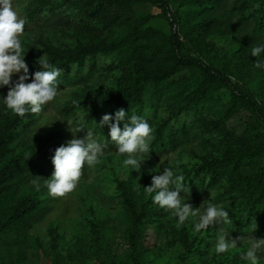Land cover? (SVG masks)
<instances>
[{
	"label": "rangeland",
	"instance_id": "1",
	"mask_svg": "<svg viewBox=\"0 0 264 264\" xmlns=\"http://www.w3.org/2000/svg\"><path fill=\"white\" fill-rule=\"evenodd\" d=\"M30 1L13 0L24 19ZM170 4L183 20L180 28L171 26L146 0H93L81 12L71 2L59 0L53 12L44 11L25 22L19 39L29 80L39 70L36 61L43 52L62 72L57 96L40 112H26L18 128L7 127L14 113L0 103V138L6 140L0 170L11 161H33L41 169L39 175L15 183L0 200V264H247L239 256L248 246L247 237L264 238V124L225 88L209 93L208 111L196 120V114L183 109L182 93L193 71L181 70L178 83L164 80L158 103L166 108L145 118L153 138L138 170L125 166L126 154L117 155L110 147L94 166H82L71 191L53 195L46 187L55 148L72 138L62 120L75 116L85 129L95 127L98 139L104 135L107 140V127L87 123L88 102H103L108 91L132 88L135 79L149 82L163 75L174 54L167 44L171 29L190 45L180 55H198L264 109V71L253 66L264 52L250 56L251 47L264 42V0H171ZM118 44L139 56L134 66H108V57L118 54L114 48ZM82 47L97 51L96 57L84 54L79 64L73 62L70 57ZM6 91L7 87L0 88V97ZM102 112L93 122H99ZM165 119L176 121L175 143L167 140L165 148H158L154 129ZM84 134L82 129L76 135ZM225 160L229 167L209 181L208 167ZM161 166L183 174L189 186L186 202L193 208L206 200L225 208L230 225L221 227L233 238L245 237L237 249L215 253L216 225L193 233L190 219L177 227L170 210L158 205L156 214L142 228L136 227L124 199L137 208L148 203L152 209L151 194L143 187L150 185ZM24 201L26 213L7 222ZM257 255L259 264H264V247Z\"/></svg>",
	"mask_w": 264,
	"mask_h": 264
},
{
	"label": "clouds",
	"instance_id": "2",
	"mask_svg": "<svg viewBox=\"0 0 264 264\" xmlns=\"http://www.w3.org/2000/svg\"><path fill=\"white\" fill-rule=\"evenodd\" d=\"M25 19L13 6V0H0V88L7 87L6 94L0 97V103L18 116L26 112L38 113L44 104L52 101L58 93L57 77L62 69L50 62L43 52L36 63L39 70L31 73L29 80L28 66L22 54L19 35L23 32ZM264 52V42L253 45L251 57H260ZM253 66L264 71V58L255 59ZM18 74V75H17ZM15 79H12L13 76ZM27 81V82H26ZM66 121L71 134L65 144L56 147L51 164L53 171L46 181L50 194L59 195L71 191L81 176L84 165L94 166L99 158L110 147L117 155L126 154L123 159L125 166L138 170L141 163L148 157L149 145L152 140V128L144 116L128 115L123 108L116 109L111 115L105 113L98 123L92 124L99 129L107 127L108 139L104 135L97 138L96 128L83 127L81 121L72 116ZM119 125V126H118ZM84 130L85 134L77 138V133ZM158 174L152 175L150 185L144 186L145 193L151 194L153 204L170 210L175 217L177 227L190 219L193 233L201 232L216 225L217 233L214 251L217 254L237 249V243L245 239L243 236L233 238L230 231L221 225H230L229 213L220 204L209 200L193 208L188 202L189 186L184 183L183 174H176L167 166H161ZM37 187V181H33ZM246 250L239 253L240 259L247 264H259L258 251L264 247V238L247 237Z\"/></svg>",
	"mask_w": 264,
	"mask_h": 264
},
{
	"label": "trees",
	"instance_id": "3",
	"mask_svg": "<svg viewBox=\"0 0 264 264\" xmlns=\"http://www.w3.org/2000/svg\"><path fill=\"white\" fill-rule=\"evenodd\" d=\"M59 0H31L28 4V11L25 22L28 23L35 17L40 16L44 11L53 12L58 5ZM152 6L161 10L162 14L169 20V23L173 27L180 28L181 21L183 26V20L180 16H177L171 11V0H146ZM61 2H71L79 12L87 6V8L92 4L93 0H61ZM97 8L95 7L94 10ZM199 10L196 11V16L199 15ZM204 26H200V30H204ZM185 33V32H184ZM181 36L179 33L171 29V33L167 39V44L170 50L174 52L171 57L170 67L165 71L163 75H155L151 81H146L145 79H135L132 88H121L115 91H108L105 94L104 101H89L86 106V119L87 123L94 120L95 116L99 113L101 109L103 112L99 115L100 117L107 113L111 115L116 109L123 108L126 112L133 110L138 116L152 115L159 110L166 108L165 106H159V100L161 97L160 90L162 89V84L164 80L169 79L171 82L178 83L180 79H176V75L184 69L193 71L188 79L184 83V88L182 93L185 95V103L183 104V109L185 111H192L196 114V120H201L204 114L208 111L209 101L207 96L210 92L219 89H227L234 99L241 101L245 107L252 113L259 121L264 124V109L256 101L255 98L251 97L245 92L238 89L237 85L232 81V79L224 74L221 70L212 67L209 63L203 61L198 55L192 56L190 53L180 55L182 49H187L190 45L186 42L180 40ZM119 45V44H118ZM242 46L244 44L242 43ZM128 46L119 45L114 47L118 54L108 57V66L113 63L117 64H128L132 63L135 65V60L139 61V56L134 54V51H129ZM96 52H91L88 47H82L73 54L72 61L75 63H80L84 54L90 57H96ZM138 56V57H137ZM64 72H68V69L63 68ZM175 84V83H172ZM182 108V107H181ZM97 116V117H99ZM26 113L23 116H18L14 114L12 120L7 123V127L18 128L21 122L25 119ZM175 125L176 121H170L169 119L163 120L161 123L155 127V139L154 144L158 148H165L166 141H170V144L175 143ZM182 131L185 132V127H182ZM108 130H106L105 135L108 136ZM6 147V140L0 138V160L4 155ZM229 161L225 160L219 163H213L208 167L210 173V178L212 180L215 177L223 173L228 167ZM234 162V160H233ZM40 167L33 161H11L5 164L0 170V200L7 195L15 183L24 180L28 176L39 175ZM124 202L130 212V217L133 223L138 229L146 223L147 218H150L152 213L156 214L155 210L156 204L151 207L148 203L140 204L139 208L135 202L124 199ZM246 204V203H245ZM28 205L26 202L18 203L13 211V214L7 218V222L11 220H16L26 213L28 210ZM5 227L9 225L4 223Z\"/></svg>",
	"mask_w": 264,
	"mask_h": 264
}]
</instances>
